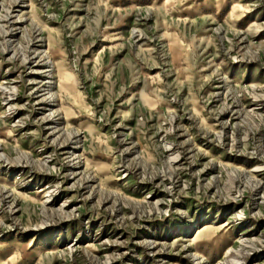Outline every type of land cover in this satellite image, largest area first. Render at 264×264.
I'll use <instances>...</instances> for the list:
<instances>
[{
	"label": "rangeland",
	"instance_id": "obj_1",
	"mask_svg": "<svg viewBox=\"0 0 264 264\" xmlns=\"http://www.w3.org/2000/svg\"><path fill=\"white\" fill-rule=\"evenodd\" d=\"M0 264H264V0H0Z\"/></svg>",
	"mask_w": 264,
	"mask_h": 264
},
{
	"label": "bare ground",
	"instance_id": "obj_2",
	"mask_svg": "<svg viewBox=\"0 0 264 264\" xmlns=\"http://www.w3.org/2000/svg\"><path fill=\"white\" fill-rule=\"evenodd\" d=\"M36 51L37 52H34V54L30 55L29 58L27 59V63H28L27 73L34 75V80H32L30 83L32 89V95L35 99L36 105L42 106L44 103L49 102L50 101L49 99H51L52 96L53 97L55 96L54 91L53 93H50L48 97L46 96L45 93V90L52 88V86H50V84L52 83L50 82L51 79L50 73H52L53 71L54 62L52 61L50 62L51 58L48 55L46 54L42 55L38 50ZM47 64H49L51 69L49 70L45 69ZM52 114H55V116H61V108H57L53 110Z\"/></svg>",
	"mask_w": 264,
	"mask_h": 264
}]
</instances>
